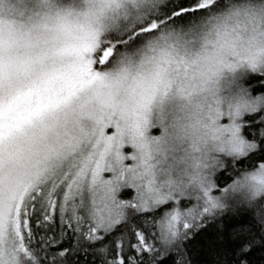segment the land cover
I'll return each instance as SVG.
<instances>
[{"label": "snow or ice", "instance_id": "snow-or-ice-1", "mask_svg": "<svg viewBox=\"0 0 264 264\" xmlns=\"http://www.w3.org/2000/svg\"><path fill=\"white\" fill-rule=\"evenodd\" d=\"M198 236L264 264V0H0V264Z\"/></svg>", "mask_w": 264, "mask_h": 264}, {"label": "trees", "instance_id": "trees-1", "mask_svg": "<svg viewBox=\"0 0 264 264\" xmlns=\"http://www.w3.org/2000/svg\"><path fill=\"white\" fill-rule=\"evenodd\" d=\"M190 255L193 264H207L209 257L205 252V239L204 237H194L190 244ZM259 255V253L257 254Z\"/></svg>", "mask_w": 264, "mask_h": 264}]
</instances>
